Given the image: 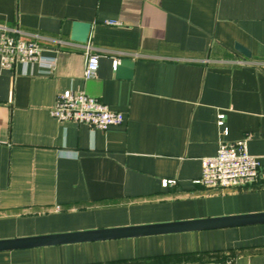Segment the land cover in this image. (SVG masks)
<instances>
[{
	"label": "crops",
	"instance_id": "0c3cea01",
	"mask_svg": "<svg viewBox=\"0 0 264 264\" xmlns=\"http://www.w3.org/2000/svg\"><path fill=\"white\" fill-rule=\"evenodd\" d=\"M74 21L92 24L87 44L71 40ZM0 25L39 36L56 59L44 73L0 58V240L264 212V181L194 183L220 141L249 136L264 167V0H0ZM87 46L100 55L91 80ZM125 58L131 79L116 74ZM67 90L124 123L57 121L50 111ZM230 260L264 264V225L0 252V264Z\"/></svg>",
	"mask_w": 264,
	"mask_h": 264
},
{
	"label": "built area",
	"instance_id": "2783aa9c",
	"mask_svg": "<svg viewBox=\"0 0 264 264\" xmlns=\"http://www.w3.org/2000/svg\"><path fill=\"white\" fill-rule=\"evenodd\" d=\"M109 25H116L109 21ZM41 38L30 35L18 28L0 25V58L4 69H14L17 64H37L44 73L56 68V59L44 54ZM98 53L91 46L86 47V65L84 78L96 77L99 69ZM117 68V63H115ZM51 116L60 122H75L90 127L106 130L111 126L122 125L123 113L115 112L98 98L85 92L67 90L57 97ZM224 115L219 116L218 124L223 126ZM226 134V131H225ZM250 137L234 142L220 141L215 156L202 159V175L195 180L196 185L209 189H230L252 186L264 181V167L255 156L249 153ZM176 181L164 180L163 186L175 184ZM225 264H235L227 261Z\"/></svg>",
	"mask_w": 264,
	"mask_h": 264
},
{
	"label": "water",
	"instance_id": "95a60500",
	"mask_svg": "<svg viewBox=\"0 0 264 264\" xmlns=\"http://www.w3.org/2000/svg\"><path fill=\"white\" fill-rule=\"evenodd\" d=\"M91 29L92 24L90 23L74 21L71 40L80 44H87L89 42ZM235 50L246 58H251L252 56L251 52L242 45L236 44ZM134 64V61L131 59H122L116 68L117 77L121 79H131L133 76ZM256 225H264V212L0 240V252L178 233L231 229Z\"/></svg>",
	"mask_w": 264,
	"mask_h": 264
}]
</instances>
